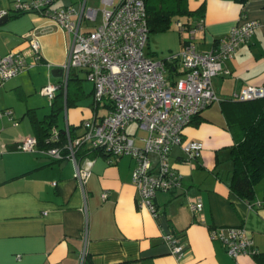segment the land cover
I'll use <instances>...</instances> for the list:
<instances>
[{
  "label": "crops",
  "instance_id": "0c3cea01",
  "mask_svg": "<svg viewBox=\"0 0 264 264\" xmlns=\"http://www.w3.org/2000/svg\"><path fill=\"white\" fill-rule=\"evenodd\" d=\"M15 1L0 0V10L11 9ZM83 1L96 10L94 18L80 17ZM54 5L71 7V18L80 21L82 32L100 24L102 9L110 8L104 4L95 8L89 0H55ZM188 6L201 7L202 16L182 17L180 22L188 21L183 28L174 21L169 30L150 34L146 55L165 59L188 39L207 52L236 24L256 20L259 27L213 77L212 88L220 101L203 109L182 130L183 140L202 142L200 157L187 161L179 146L171 150V165L183 181L176 191L156 194V217L136 205L137 191L131 183L134 160L128 156H94L85 208L70 160L55 161L16 149L21 140L35 136L34 119L42 120L50 112V100L41 88L51 82L50 71L65 61L71 35L37 12L11 13L0 25V55L26 52L31 40L37 41L41 55L35 62L28 54L26 60L32 65L0 85V110L11 109L17 122L0 118V264H80L83 249V264H264V178L255 185L252 202L244 200L229 188L230 159L222 165L219 155L224 148L229 153L233 144L222 102L244 85L264 86V0H188ZM179 75L178 65L170 64L169 79ZM71 77L81 80L84 96L62 110L60 127L66 121L77 126L106 112L95 106L92 85L85 91L84 72L74 70ZM89 95L91 100L84 102ZM103 191L108 192L104 200ZM192 201L201 203L200 212L190 210ZM213 226L243 227L257 254L229 257L219 241L210 239ZM165 234L180 237L185 251L181 258L171 253Z\"/></svg>",
  "mask_w": 264,
  "mask_h": 264
},
{
  "label": "built area",
  "instance_id": "2783aa9c",
  "mask_svg": "<svg viewBox=\"0 0 264 264\" xmlns=\"http://www.w3.org/2000/svg\"><path fill=\"white\" fill-rule=\"evenodd\" d=\"M54 1L16 0L11 9L0 10V17L37 12L69 33L70 46L65 61L59 66L61 77L57 82H48L41 92L53 100L59 90L65 91L72 71L81 70L92 83L95 106H103L106 112L85 118L77 126L66 121L62 127H51L41 147L37 138L30 136L17 143L16 149L41 153L55 161L70 160L84 207L85 186L94 159L89 153L103 150L109 158L128 156L134 160L131 183L137 191L136 205L156 217V194L176 191L183 181V175L171 165V150L179 146L187 161L200 157L202 142L183 140L182 130L203 109L220 101L212 88V79L223 71L222 64L231 60L239 47L251 39L259 22L249 20L234 25L210 51H199L194 41L188 39L179 51L165 59H155L144 51L149 37L144 0H118L116 4L114 0H101L110 8L102 9L100 24L84 32L80 31V21L71 18L73 9L55 6ZM82 15L94 18L96 10L86 7L83 1L80 17ZM177 25L182 28L181 22ZM28 54L35 62L41 60L37 41L31 40L26 52L12 50L0 55V85L32 65L26 60ZM170 64L178 65L180 72L173 80L168 77ZM229 98L235 101L264 98V86L244 85ZM2 116L17 125L11 109L0 110V118ZM137 130L145 134L137 136ZM55 184L53 181L52 185ZM107 197L108 192L103 191L101 198ZM257 205L260 204L257 202ZM189 208L200 212L202 205L192 201ZM208 234L211 240L219 241L233 259L256 253L251 236L241 226H213ZM163 238L176 258L185 254L180 237L165 234ZM85 257L83 249L80 264Z\"/></svg>",
  "mask_w": 264,
  "mask_h": 264
},
{
  "label": "trees",
  "instance_id": "16d2710c",
  "mask_svg": "<svg viewBox=\"0 0 264 264\" xmlns=\"http://www.w3.org/2000/svg\"><path fill=\"white\" fill-rule=\"evenodd\" d=\"M144 3L149 35L169 30L172 23L182 17L189 18L196 13L202 16V8L191 10L188 0H144ZM181 24L183 28L188 21ZM83 96L81 80L70 77L65 91L59 90L50 101V112L42 120L34 119L35 136L40 147L48 130L58 125V114ZM221 109L233 135V144L229 147L232 169L228 185L236 195L252 202L254 187L264 178V98L248 101L229 98L222 102ZM89 155L108 157L103 150L91 151Z\"/></svg>",
  "mask_w": 264,
  "mask_h": 264
},
{
  "label": "rangeland",
  "instance_id": "374dc122",
  "mask_svg": "<svg viewBox=\"0 0 264 264\" xmlns=\"http://www.w3.org/2000/svg\"><path fill=\"white\" fill-rule=\"evenodd\" d=\"M89 4L93 5L95 8H98V9H101L103 7V5L100 3L99 0H89ZM155 58H157V57H155ZM58 80H59V78H55V77H52L50 79L51 82H57ZM91 85L92 84H91L90 81H87V80L83 81V87H84L86 92H88L90 90ZM89 100H91V96L90 95L87 96V98H86V100L84 102L89 101ZM216 104H217V102H214L211 105L216 106ZM63 117H64V112H60L58 114V123L60 121H62ZM131 129H132V127H131ZM144 134H145V132L142 131V130H137L135 132V135H137V136H143ZM219 155L221 156V159H222L221 162H220L222 165H225L226 163L228 164L230 162L229 159H228L229 158V153H228L227 149H225V148L221 149V151L219 152Z\"/></svg>",
  "mask_w": 264,
  "mask_h": 264
},
{
  "label": "water",
  "instance_id": "95a60500",
  "mask_svg": "<svg viewBox=\"0 0 264 264\" xmlns=\"http://www.w3.org/2000/svg\"><path fill=\"white\" fill-rule=\"evenodd\" d=\"M8 16H3V17H0V25L4 24L7 22L8 20ZM50 74L51 76L53 77H58V76H61L62 74V70L61 68H53L51 71H50Z\"/></svg>",
  "mask_w": 264,
  "mask_h": 264
}]
</instances>
